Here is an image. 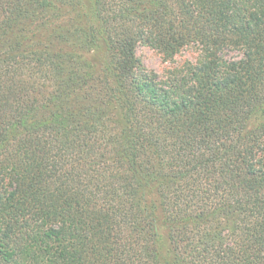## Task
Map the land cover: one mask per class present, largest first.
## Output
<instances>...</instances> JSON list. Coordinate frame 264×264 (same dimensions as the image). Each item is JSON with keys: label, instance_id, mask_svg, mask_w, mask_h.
<instances>
[{"label": "trees", "instance_id": "obj_1", "mask_svg": "<svg viewBox=\"0 0 264 264\" xmlns=\"http://www.w3.org/2000/svg\"><path fill=\"white\" fill-rule=\"evenodd\" d=\"M0 264H264V0H0Z\"/></svg>", "mask_w": 264, "mask_h": 264}, {"label": "rangeland", "instance_id": "obj_2", "mask_svg": "<svg viewBox=\"0 0 264 264\" xmlns=\"http://www.w3.org/2000/svg\"><path fill=\"white\" fill-rule=\"evenodd\" d=\"M135 54L140 68L144 72L151 74L159 82H163L166 79L170 69L179 66L185 60L194 61L196 57V51L188 47L177 53L173 59H164L156 49L141 44L136 46ZM225 55L228 58H237L239 53L235 50H230Z\"/></svg>", "mask_w": 264, "mask_h": 264}]
</instances>
